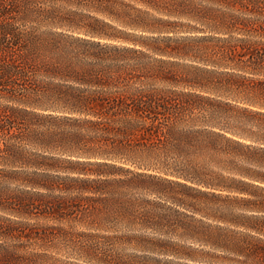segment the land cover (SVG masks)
<instances>
[{
    "label": "trees",
    "instance_id": "trees-1",
    "mask_svg": "<svg viewBox=\"0 0 264 264\" xmlns=\"http://www.w3.org/2000/svg\"><path fill=\"white\" fill-rule=\"evenodd\" d=\"M134 1L166 15L199 18L223 33L264 29L259 19H264V9L252 6V0H208L220 7L207 12L195 0ZM168 22L127 0H0V98L16 103L0 104L7 116L0 134L20 129L26 113L77 120L94 134L98 149L90 154L100 159L75 161L93 167H72L81 174L68 177L42 172L32 180L35 186L64 191L52 195L48 204L60 215L80 212L98 226L123 223L153 232L113 234L93 245L131 243L196 258L197 248L165 237L171 230L190 236L191 222L172 223L178 209L146 198L145 192L247 229L238 237L215 230L192 238L226 248L244 263L264 264V239L258 236L264 234V214H258L264 212V133L255 137L256 143L246 142L244 136L253 135L222 119L232 111L264 119V112L206 94L221 90L264 106V40L223 38L201 54L232 70H208L216 72L213 76L182 73L162 58L175 52L159 38L171 37L160 34L169 32ZM94 37L122 38L129 44ZM18 148L10 141L4 144L7 152ZM122 160L137 168L116 164ZM73 188L80 193H71ZM85 200L100 205L88 201L90 206H82ZM210 202L218 205L208 207ZM238 208L253 213L236 212ZM107 250L96 253L107 264L142 262Z\"/></svg>",
    "mask_w": 264,
    "mask_h": 264
},
{
    "label": "rangeland",
    "instance_id": "rangeland-1",
    "mask_svg": "<svg viewBox=\"0 0 264 264\" xmlns=\"http://www.w3.org/2000/svg\"><path fill=\"white\" fill-rule=\"evenodd\" d=\"M127 1L135 6L148 9L156 17L169 21V32L160 34L170 35L171 37L159 38L165 45L172 46L175 52L169 56L163 55L162 58L170 61L171 66L182 73L208 74V70L211 69L215 71L232 70L229 67L225 68L204 59L208 56L201 54L206 53L205 51H208L213 44H220L223 38L251 37L264 40V29L261 26H256L255 30L253 27H249L238 32L223 33L212 30L209 25L207 26L199 18H192L183 13L166 15L162 12H155L134 0ZM195 2L199 4L201 12L209 11L207 9L209 7L214 9L220 7L213 1L195 0ZM252 2L255 3H251L252 6L264 9V0H252ZM259 19L264 20L262 17ZM114 23L119 24L118 22ZM123 27L127 31L135 33L142 32L145 35L149 33L128 26ZM94 38L116 44H129L122 38ZM215 71L212 72L213 75H216ZM262 76L264 77V75ZM156 85H165V83L156 82ZM177 88H182V86L178 85ZM198 91L204 92L200 88H198ZM206 94L229 101L232 104L264 112V106L244 102L241 100V96L238 95L225 93L221 90H210ZM0 104L16 105V103L2 98H0ZM52 113L58 114L57 112ZM223 115L222 119H226L230 124L235 125L245 135H253V138L244 136L243 140L246 142L256 143V141H253L257 139L255 137L264 133V119L258 115L236 111ZM23 117L21 124H19L20 129L16 128L12 131L9 129L5 131L4 129L0 134V264H107V262L96 256L100 254L99 251L105 249H112L111 252H116L122 256L136 258L138 261H142L141 264H248L243 262L242 256L232 253L226 248H213L196 238H192L193 235L198 233L214 232L215 230H222L233 237H238L242 236L243 232H247V229L213 216L193 212L190 208L176 205L163 197L146 194L145 192H142V195L146 198L156 199L163 202L165 206L168 205L178 209V212H174L175 215H171L172 223L177 224V222L183 221L184 225H187L191 222L192 230L187 231L190 236H179L173 230L167 236H163L170 237L182 243L185 247L197 248L196 258L190 259L143 250L135 248L131 243H110L105 248L103 245L101 247L93 245V241L105 240L106 237L104 236L113 234H153V232L149 229L125 226L123 223L98 226L91 223L92 220L80 214V212H77L74 216L56 213L48 205L49 201L55 199L52 195L64 194V191L59 189L48 190L35 186L32 184V180L42 172L56 174L59 177H68L81 174L72 170V167H93L90 164H81L75 161L93 162L100 159L90 154L98 149L94 142L96 139L92 137L94 135L92 132H85V129L82 128L84 124L77 120L54 119L43 115L35 116L30 113H26ZM6 118V113L0 111V125L6 124ZM6 141L13 142L22 149L18 148L12 152H7L4 149ZM116 164L137 168L134 163L129 161H116ZM70 192L80 193L77 188H73ZM85 194L89 195L93 192H86ZM88 201L92 202V200ZM80 202L82 206H90L86 200ZM92 203L100 205L97 202ZM78 204H80L79 201L76 205ZM200 205H203V202H200ZM216 205L218 203L210 202L207 204L208 207H215ZM234 210L244 214L253 213L251 210L242 208ZM258 214H264V212H258ZM177 233H179V230H177ZM258 236L264 239V234L259 233ZM93 247L100 249H94Z\"/></svg>",
    "mask_w": 264,
    "mask_h": 264
}]
</instances>
